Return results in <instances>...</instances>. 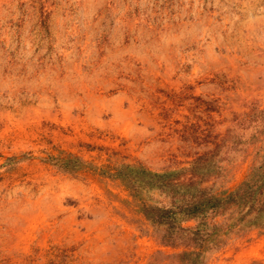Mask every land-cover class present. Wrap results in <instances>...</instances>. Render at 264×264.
Wrapping results in <instances>:
<instances>
[{
    "label": "rangeland",
    "instance_id": "rangeland-1",
    "mask_svg": "<svg viewBox=\"0 0 264 264\" xmlns=\"http://www.w3.org/2000/svg\"><path fill=\"white\" fill-rule=\"evenodd\" d=\"M0 264H264V0H0Z\"/></svg>",
    "mask_w": 264,
    "mask_h": 264
},
{
    "label": "trees",
    "instance_id": "trees-1",
    "mask_svg": "<svg viewBox=\"0 0 264 264\" xmlns=\"http://www.w3.org/2000/svg\"><path fill=\"white\" fill-rule=\"evenodd\" d=\"M248 185H249V183H247V188L242 189V192L238 191L237 193L231 194L223 202L224 203L225 202H234L235 198H237L239 196L240 200H243L242 202H244L245 205H247V203L248 204L252 203L251 205H253V203H254L253 198H254L255 190L250 189V187ZM220 202H221V200H216V203H220ZM205 208H207V203L205 201L200 200V199L197 200V199L193 198V202L190 204V206L188 205V207H185L183 210H180V211L186 212L192 216H197L198 213L205 211ZM251 208H252V206H251ZM167 212H171L172 214L176 213L172 210H169ZM161 219L162 218H160V220Z\"/></svg>",
    "mask_w": 264,
    "mask_h": 264
}]
</instances>
